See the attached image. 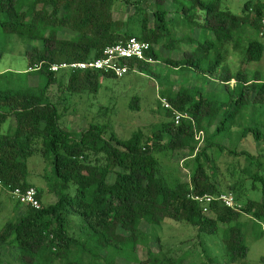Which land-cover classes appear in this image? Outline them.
Returning <instances> with one entry per match:
<instances>
[{"label":"trees","instance_id":"trees-1","mask_svg":"<svg viewBox=\"0 0 264 264\" xmlns=\"http://www.w3.org/2000/svg\"><path fill=\"white\" fill-rule=\"evenodd\" d=\"M222 2L0 0V58L9 40L24 38L31 43L25 51L27 71L0 73V124L15 121L0 131V187L7 193L35 187L42 205L40 209L24 205L10 194L15 216L0 230V264H118V260L185 264L187 253L174 257L163 250L158 234L142 228L143 223L155 227L167 219L186 222L198 236L215 235L226 224L223 240L228 263L247 264L249 247L243 229L251 220L264 233V166L259 156L238 147L230 149L216 138L240 126L238 140H264V120L256 117L264 113V78H249L244 70L264 56V44L257 39L264 0H248L241 15ZM116 3L133 7L127 20L114 18ZM178 17L183 19L179 25ZM131 37L151 45L146 55L152 62L132 60L130 71L154 77L164 86L161 98L188 116L176 125L174 111L162 106L168 119L150 126V135L139 129L129 138H120L109 123L100 122L74 133L66 123L67 100L97 93L103 78L116 76L101 70L56 72L51 66L100 58L107 46ZM245 42L244 65L234 71L227 64L232 59L228 48L233 53ZM158 63L164 64L165 72L156 71ZM191 71L205 78L208 74L221 89L200 92V86L189 82L174 89L175 84L167 82L171 74L183 77ZM31 77L38 79L36 84ZM137 102L132 105L138 109ZM248 110L250 120H236ZM215 150L245 155L248 164L239 167L243 176L229 179L230 163L222 174ZM36 151L50 168L44 177L57 198L54 203H45L42 188L28 179V161ZM165 151L183 157L190 170L188 180L171 183L163 175L156 154ZM255 162L256 171L250 167ZM245 176L251 179L250 188L243 185ZM249 189H261L262 197L241 201ZM222 193H232L242 204L233 209L218 198L209 204L195 200ZM73 217L80 233L70 231ZM153 241L160 246L158 252L151 246ZM140 248L147 251L145 260L139 256ZM215 263L208 258L193 264Z\"/></svg>","mask_w":264,"mask_h":264},{"label":"rangeland","instance_id":"rangeland-1","mask_svg":"<svg viewBox=\"0 0 264 264\" xmlns=\"http://www.w3.org/2000/svg\"><path fill=\"white\" fill-rule=\"evenodd\" d=\"M247 1L248 0H223L222 5L223 7L227 6L228 9L234 13L241 15L244 4ZM168 9L172 10V5L168 4ZM131 13H133V7L131 5L127 6L120 3L115 4V19L121 18L127 20ZM180 17L176 19L178 25L183 22V19ZM199 34H202L201 30H199ZM182 35L181 31H176L177 38H181ZM257 39L264 44V37L257 35ZM30 45L31 43L27 42L24 38H19L14 41L9 40L7 42L6 51L0 58V73L8 70L16 72L27 71L29 63L25 51ZM186 45L191 44L186 41ZM178 46H180V44ZM246 46L247 44L245 42L238 51H234L233 53L231 50L232 48L230 46L228 48L232 59L228 61L227 64H229L228 66L234 71L239 70L242 65H244L242 59L245 55ZM155 68L157 72H165L163 63L156 64ZM244 70L249 78L254 76L264 78V56L260 61L249 63ZM191 72L192 73L190 74L192 75H189L188 72H184L183 77L178 76L177 74H171L170 79L167 80V82L171 84L174 83V89L177 88L176 86L185 84L186 82H189L192 86H200V92H207L208 90L218 92L219 89H221V84L210 82L212 78H209L208 74L205 78L202 73L194 75L193 71ZM30 79L33 85L38 81L36 77H31ZM171 84L168 85L170 86ZM234 84L235 82L232 81L231 85ZM163 88L164 86H162L154 77L147 75L146 73L138 72V70L130 71L122 77H105L102 79L100 89L97 93L75 95L72 99L67 100L66 105L68 109L66 113V123L74 133L81 131L92 122H100L109 123L113 128V131L120 138H129L133 132L139 129L150 135V126L157 125L160 121L168 119L164 115V108L159 99L161 98V90ZM225 95H223V98ZM135 99H138V109L136 104L132 105ZM220 100H222L221 97ZM251 116L252 111L248 110L244 118L237 117L236 120L245 123V120H250ZM256 117L257 120H264L263 111H260ZM220 119L221 118H218L217 120ZM241 120H244L245 122ZM10 124H15V121L12 120L5 124H0V131L7 130ZM239 127L240 126H234L231 131L218 136L216 141H219L230 149L238 147V151L247 150L252 154L259 156L264 166V157H261L264 155V140L259 143L255 142L252 137L238 140L240 132ZM213 130L214 127H212V131ZM214 152L218 157L219 169L222 174L226 173V168L230 163L229 179H234L235 175L240 177L242 174L243 176L239 167L244 168L248 164L245 155L231 156V154L228 155V152L221 153L219 150H215ZM156 156L162 164L163 175H165L171 183L179 179L188 180L190 170L186 168V161H183L182 156H172L168 151L158 152ZM28 165V179L35 186L42 188L43 201L47 204L54 203L57 198L54 193L49 192L47 179L44 177V175L50 173V168L48 169L45 158L40 152L36 151L35 154L29 158ZM250 167L252 170L256 171V162ZM244 178H246V176ZM250 184L251 179L248 176V178L244 180L243 185L250 188ZM234 197L236 198L235 195ZM246 197L260 199L262 197L261 189H249L246 196L240 198L242 199L241 201H244ZM241 201L238 200L240 204H242ZM14 205L15 201L12 199L10 193H7L0 187V230L7 221L15 216ZM243 220L245 221L246 218L244 217ZM78 224V219L73 217L70 231L78 233ZM226 226V224H221V230L215 235L201 234L200 236H198L195 227L186 222H176L170 219H167L161 225H156L155 227H150L143 223L142 228L147 233L150 232V234L156 233L159 235L165 252L170 251L174 257H179L187 253L185 264L201 262L208 258H213L216 262L215 264H230L224 253L223 228ZM243 230L245 233L246 244L249 247L245 262L247 264H264L263 231L251 220L248 221ZM151 246L155 252H158V248H160L158 243L153 241ZM139 256L142 260H145L147 258L146 249L140 248ZM118 264L128 263L124 260H118Z\"/></svg>","mask_w":264,"mask_h":264},{"label":"built area","instance_id":"built-area-1","mask_svg":"<svg viewBox=\"0 0 264 264\" xmlns=\"http://www.w3.org/2000/svg\"><path fill=\"white\" fill-rule=\"evenodd\" d=\"M260 35L264 37V13L261 19ZM150 48L151 45L148 42L142 41L137 37H131L127 40L120 41L119 43L107 46L104 49L100 58L87 62L55 64L51 66V70L56 72L61 69H73L81 71L101 70L106 73L113 74L116 77H122L125 74L129 73V65L132 60H144L147 62H152V58L146 55L147 51ZM160 100L164 108L172 109L174 111V121L176 125L180 124L182 118L188 116L186 113L174 110V108L167 99L160 98ZM197 138H200V135H198ZM10 194L15 200H18L24 205L31 206L36 209H40L42 206L41 202L37 198L38 191L35 187H30L26 190L17 188L13 191H10ZM215 198H218L227 207L233 209L240 207L232 193H222L218 197H213L206 194L203 196H196L195 200H198L205 204H209Z\"/></svg>","mask_w":264,"mask_h":264}]
</instances>
